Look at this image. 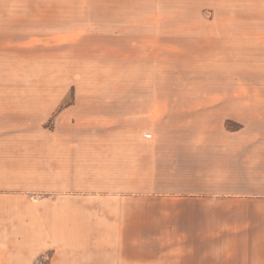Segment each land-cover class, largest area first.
<instances>
[{
    "label": "crops",
    "instance_id": "1",
    "mask_svg": "<svg viewBox=\"0 0 264 264\" xmlns=\"http://www.w3.org/2000/svg\"><path fill=\"white\" fill-rule=\"evenodd\" d=\"M203 5L213 29H264V0H0V264H264V89L228 116L244 125L197 201L91 199L93 159L78 155L76 29Z\"/></svg>",
    "mask_w": 264,
    "mask_h": 264
},
{
    "label": "rangeland",
    "instance_id": "2",
    "mask_svg": "<svg viewBox=\"0 0 264 264\" xmlns=\"http://www.w3.org/2000/svg\"><path fill=\"white\" fill-rule=\"evenodd\" d=\"M211 11L76 29L78 155L92 156L102 191L91 199L197 201L211 191L214 149L244 125L228 116L264 89V29H213Z\"/></svg>",
    "mask_w": 264,
    "mask_h": 264
}]
</instances>
